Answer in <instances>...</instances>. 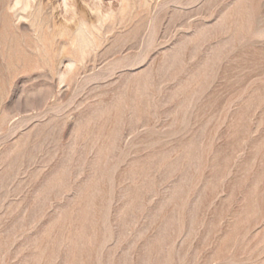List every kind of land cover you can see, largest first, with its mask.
Instances as JSON below:
<instances>
[{
    "label": "rangeland",
    "instance_id": "1",
    "mask_svg": "<svg viewBox=\"0 0 264 264\" xmlns=\"http://www.w3.org/2000/svg\"><path fill=\"white\" fill-rule=\"evenodd\" d=\"M0 264H264V0H0Z\"/></svg>",
    "mask_w": 264,
    "mask_h": 264
},
{
    "label": "clouds",
    "instance_id": "2",
    "mask_svg": "<svg viewBox=\"0 0 264 264\" xmlns=\"http://www.w3.org/2000/svg\"><path fill=\"white\" fill-rule=\"evenodd\" d=\"M21 7V4L19 2H17L14 7H13V11H15L16 8H20Z\"/></svg>",
    "mask_w": 264,
    "mask_h": 264
}]
</instances>
